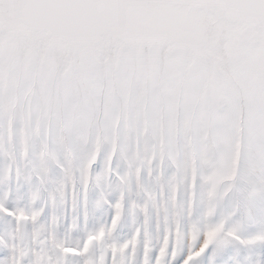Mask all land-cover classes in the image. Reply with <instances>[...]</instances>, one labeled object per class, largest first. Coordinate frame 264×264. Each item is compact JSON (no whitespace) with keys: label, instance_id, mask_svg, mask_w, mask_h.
<instances>
[{"label":"snow or ice","instance_id":"obj_1","mask_svg":"<svg viewBox=\"0 0 264 264\" xmlns=\"http://www.w3.org/2000/svg\"><path fill=\"white\" fill-rule=\"evenodd\" d=\"M0 264H264V0H0Z\"/></svg>","mask_w":264,"mask_h":264}]
</instances>
